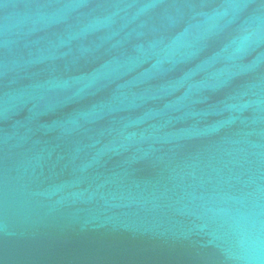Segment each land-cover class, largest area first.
I'll return each mask as SVG.
<instances>
[{"label": "water", "instance_id": "obj_1", "mask_svg": "<svg viewBox=\"0 0 264 264\" xmlns=\"http://www.w3.org/2000/svg\"><path fill=\"white\" fill-rule=\"evenodd\" d=\"M0 264H264V0H0Z\"/></svg>", "mask_w": 264, "mask_h": 264}]
</instances>
